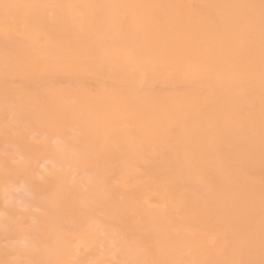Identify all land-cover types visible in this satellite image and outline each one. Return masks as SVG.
I'll return each mask as SVG.
<instances>
[{
  "label": "bare ground",
  "instance_id": "1",
  "mask_svg": "<svg viewBox=\"0 0 264 264\" xmlns=\"http://www.w3.org/2000/svg\"><path fill=\"white\" fill-rule=\"evenodd\" d=\"M0 264H264V0H0Z\"/></svg>",
  "mask_w": 264,
  "mask_h": 264
}]
</instances>
